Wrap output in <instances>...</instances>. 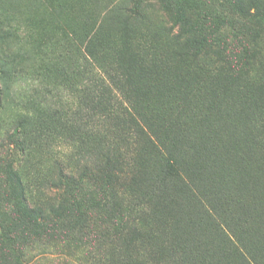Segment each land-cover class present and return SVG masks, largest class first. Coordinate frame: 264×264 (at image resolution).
Returning a JSON list of instances; mask_svg holds the SVG:
<instances>
[{
	"label": "rangeland",
	"instance_id": "374dc122",
	"mask_svg": "<svg viewBox=\"0 0 264 264\" xmlns=\"http://www.w3.org/2000/svg\"><path fill=\"white\" fill-rule=\"evenodd\" d=\"M232 2L0 0V264L115 260L149 210L135 188L145 191L152 185L154 200L166 196L160 182L165 156L147 143L151 131L172 118L199 137L206 126L208 135L219 125L226 128L224 107L255 100L247 91L231 89L242 87L244 76L228 77V65L249 73L255 82L250 89L264 81V21L242 17ZM177 18L190 22L189 33ZM187 43L202 44L209 54L196 62L180 60ZM120 66L129 80L114 79ZM108 100V116L100 120L101 105ZM249 104L246 110L255 120ZM207 108L208 122L183 118ZM203 155L191 160L195 186L171 204L173 212L196 220L197 228L207 232L210 220L239 225L245 213L264 212V194L255 198L253 178L240 157L228 168H215L209 152ZM8 164L25 181L28 205L41 211L36 232L9 198ZM106 174L115 175L112 183ZM67 180L69 188L63 186ZM246 190L255 197L242 198ZM60 205L71 213L55 218L53 210ZM120 223L124 234L118 239Z\"/></svg>",
	"mask_w": 264,
	"mask_h": 264
},
{
	"label": "trees",
	"instance_id": "16d2710c",
	"mask_svg": "<svg viewBox=\"0 0 264 264\" xmlns=\"http://www.w3.org/2000/svg\"><path fill=\"white\" fill-rule=\"evenodd\" d=\"M232 4L235 11L242 17L258 22L264 21V5L258 0H250L247 7L241 0H233ZM176 22L181 24V30L184 33H189L192 28L190 22L185 18H177ZM192 47L191 43L185 44L184 55H179L178 58L196 62L209 54L202 49V44L198 43L196 47ZM142 61L141 59L140 63ZM235 66L238 65L226 66L228 77L238 81L241 76H244V86L233 84L231 89L237 88L243 90L244 93L247 91L248 94H251L250 96H255V100L246 99L244 104H240L241 107H224L222 113L228 117L227 121L224 119L227 127L221 129L222 125H219L220 130L212 129L209 135L207 126L206 131L199 130L205 131L199 137L197 133L193 134V129L185 126V122H180L178 127L173 118L166 120L163 124L160 123L152 131L150 129L151 133L150 136H147V143L165 156L160 182L166 196H163V201L154 200L156 195H153V188L155 187L152 185L145 191L143 188H135V194H142L141 202L149 208L148 213L139 219L140 225L133 227L131 237L123 240L121 250L117 252L115 260H105L102 264H264V212L262 209L259 211L255 209L253 214L245 213L239 225L233 221L228 224L230 221L222 220L225 225L219 226L215 221L210 220L207 232V229L197 228L196 220L189 216H178L171 208V204L181 199L183 193H186L184 197L190 194L186 189L195 186L191 173V160H201L203 158L201 156L208 152L210 163H213L215 168L224 164L228 168L235 156L241 158L242 163L246 165L245 173L249 174L250 180L251 176L253 178L252 186L256 194L255 197L253 191L246 190L242 193V198L249 200L255 197L261 200L260 197L264 194V81L259 87L250 89L255 82L248 72L241 74L238 70L239 67L236 70ZM222 69L224 70V68ZM116 72L118 74L117 78L114 75L116 81L131 78V75L124 70V66H120V70L117 69ZM249 82L252 83L249 84L250 87L248 86ZM103 92L110 95L106 86H103ZM206 100L208 101V99ZM109 102L112 103L108 100L101 105L100 120L104 116H108V113L105 114V112L109 109ZM249 103L255 107L254 112L257 114L255 120H252L250 111L246 110V104L250 106ZM185 104L188 110L189 104L186 102ZM183 108L184 106H182ZM155 113H158V110L152 111L150 114ZM147 118L150 120V115ZM183 118L187 121L195 119L198 125L205 121L208 122V108L204 112L197 111L194 115L183 114ZM249 123L253 124V130H250ZM146 124L149 126L148 123ZM241 125H244L245 132L241 130ZM208 136L210 137L208 138ZM200 145L205 150L199 149ZM203 156L206 157V155ZM105 162L109 167V159L106 158ZM112 175L115 176L106 174L108 184L112 183L110 180ZM24 182L19 171L12 164H8L5 169V183L9 198L19 217L28 225L27 227L35 229L36 232V228L41 227V211L28 205L24 196ZM70 183L67 180L63 186L69 188ZM75 186L77 183L73 187L74 190L77 189ZM139 205L140 203H135V206ZM76 206L77 211L75 212L80 213L78 209L80 203L76 202ZM70 213L65 205H60L53 210L55 218H61ZM124 222L122 219L121 223ZM121 223L119 224L120 228H117L118 231L115 232L118 239L121 234H124Z\"/></svg>",
	"mask_w": 264,
	"mask_h": 264
}]
</instances>
